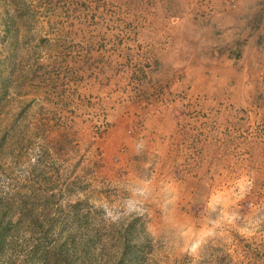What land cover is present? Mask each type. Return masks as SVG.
<instances>
[{"label":"rangeland","instance_id":"374dc122","mask_svg":"<svg viewBox=\"0 0 264 264\" xmlns=\"http://www.w3.org/2000/svg\"><path fill=\"white\" fill-rule=\"evenodd\" d=\"M0 264H264V0H0Z\"/></svg>","mask_w":264,"mask_h":264},{"label":"crops","instance_id":"0c3cea01","mask_svg":"<svg viewBox=\"0 0 264 264\" xmlns=\"http://www.w3.org/2000/svg\"><path fill=\"white\" fill-rule=\"evenodd\" d=\"M141 118H142L141 122H142L143 128H146L149 125H155L159 128H166L167 134L169 133L173 134L175 132L177 120L172 119V117L170 118L162 110H159V109L147 110L141 116ZM145 135H148V133Z\"/></svg>","mask_w":264,"mask_h":264}]
</instances>
